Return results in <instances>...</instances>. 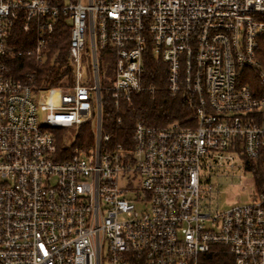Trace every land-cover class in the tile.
Masks as SVG:
<instances>
[{
  "label": "built area",
  "instance_id": "2783aa9c",
  "mask_svg": "<svg viewBox=\"0 0 264 264\" xmlns=\"http://www.w3.org/2000/svg\"><path fill=\"white\" fill-rule=\"evenodd\" d=\"M64 22L71 80L14 78L9 60L46 63ZM19 28L26 50L10 45ZM263 36L264 0H0V264H264ZM150 61L192 114L139 120L126 145L105 112L118 128L135 96L155 97ZM89 122L92 144L63 153L60 131ZM234 157L248 200L207 211L201 171Z\"/></svg>",
  "mask_w": 264,
  "mask_h": 264
},
{
  "label": "trees",
  "instance_id": "16d2710c",
  "mask_svg": "<svg viewBox=\"0 0 264 264\" xmlns=\"http://www.w3.org/2000/svg\"><path fill=\"white\" fill-rule=\"evenodd\" d=\"M57 35L53 39L52 57L44 63L39 64L33 59L27 57L13 56L9 60L10 74L24 83L33 85L36 89L56 88L63 85V79L70 75L69 68V27L60 23ZM30 36L25 34L21 28L15 31L11 38L10 45L16 49H28L32 41ZM260 59L264 62V36L261 39ZM147 81L157 86L158 90L154 98L143 94L135 96L133 105L127 107L121 112L123 116V125L116 127L115 115L111 109L109 113L106 130L117 136V139L124 144L130 142L135 124L141 120L147 124L162 125L172 121H183L192 114V110L186 107L179 98L168 95L164 89L165 71L159 62L150 61L147 67ZM251 87L259 85L257 77L247 80ZM125 106V105H124ZM93 142L91 123H86L79 128V131L70 147L60 136L59 147L63 153H68L75 147H87ZM259 181H262L261 175H257ZM210 264H231V258L227 254L217 253L210 256Z\"/></svg>",
  "mask_w": 264,
  "mask_h": 264
},
{
  "label": "rangeland",
  "instance_id": "374dc122",
  "mask_svg": "<svg viewBox=\"0 0 264 264\" xmlns=\"http://www.w3.org/2000/svg\"><path fill=\"white\" fill-rule=\"evenodd\" d=\"M48 97V94L42 96L39 93L38 101H45ZM83 112L89 114L91 120H95V111L90 108L88 102L83 103ZM108 119L109 113L106 111L104 116L105 131H107ZM60 132L63 141L67 144L72 143L76 137L75 128L62 129ZM232 164L234 165L232 166ZM201 174L203 178L202 202L206 205L207 211L224 210L231 204L244 203L248 200L252 176L243 169L240 158L234 157L229 162L223 161L218 168L214 169V172H210L208 168L204 167ZM209 185L213 186L212 191L209 190Z\"/></svg>",
  "mask_w": 264,
  "mask_h": 264
}]
</instances>
